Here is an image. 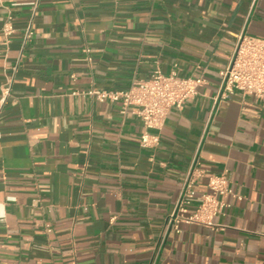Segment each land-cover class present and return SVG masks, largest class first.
<instances>
[{"label":"crops","instance_id":"crops-1","mask_svg":"<svg viewBox=\"0 0 264 264\" xmlns=\"http://www.w3.org/2000/svg\"><path fill=\"white\" fill-rule=\"evenodd\" d=\"M8 16L0 264H264V97L214 103L236 36L264 39V0H0V27ZM197 65L206 83L161 130L88 94ZM143 132L158 146L142 147ZM192 171L184 216L212 176L240 199L210 226L169 229Z\"/></svg>","mask_w":264,"mask_h":264},{"label":"built area","instance_id":"built-area-1","mask_svg":"<svg viewBox=\"0 0 264 264\" xmlns=\"http://www.w3.org/2000/svg\"><path fill=\"white\" fill-rule=\"evenodd\" d=\"M11 16L0 27L4 38H9L14 32ZM31 24L23 32L21 50L31 40ZM86 53L89 50L84 49ZM196 73L188 77H181L177 70H172L168 75H163L155 69L148 78L133 81L127 89L97 90L93 89L88 94L99 102L108 101L120 105V113L126 114L129 108L142 121L145 130H161L169 112L173 109L182 110L184 104L197 95L198 87L206 83L205 68L201 65L195 67ZM220 82L214 97V103L221 99L229 98L234 91L255 99L264 97V39L247 34L236 36L232 54L223 70L219 72ZM9 93V87L1 91L0 103L4 102ZM157 135L143 132L140 137L142 147L158 146ZM194 172H189L182 183V193L175 212L170 217L169 226L178 231L180 222L194 223L210 226L212 219L221 214L229 204L224 200L227 197L237 198L225 174L212 176L207 182V192L200 196V203L195 212L188 216L186 206L194 198L193 184Z\"/></svg>","mask_w":264,"mask_h":264},{"label":"clouds","instance_id":"clouds-1","mask_svg":"<svg viewBox=\"0 0 264 264\" xmlns=\"http://www.w3.org/2000/svg\"><path fill=\"white\" fill-rule=\"evenodd\" d=\"M0 216H3V212L2 211H0Z\"/></svg>","mask_w":264,"mask_h":264},{"label":"water","instance_id":"water-1","mask_svg":"<svg viewBox=\"0 0 264 264\" xmlns=\"http://www.w3.org/2000/svg\"><path fill=\"white\" fill-rule=\"evenodd\" d=\"M169 229H170V227H169Z\"/></svg>","mask_w":264,"mask_h":264}]
</instances>
